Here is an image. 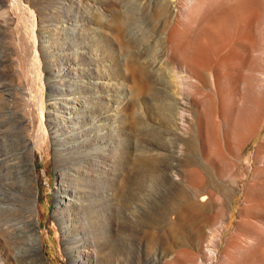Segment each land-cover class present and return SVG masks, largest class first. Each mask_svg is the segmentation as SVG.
<instances>
[{
	"label": "rangeland",
	"instance_id": "1",
	"mask_svg": "<svg viewBox=\"0 0 264 264\" xmlns=\"http://www.w3.org/2000/svg\"><path fill=\"white\" fill-rule=\"evenodd\" d=\"M1 1L0 134L21 125L36 145L37 219L47 262L71 264L53 212L62 165L55 161L49 123L41 125L40 113L46 120L49 109L54 111L50 117L63 115L51 107V84L69 80L73 91L63 95L70 97L76 93L73 83L91 80L103 84L81 91L92 105L105 94H117L121 102H109L114 116L108 121L89 117L85 108L76 114V130L94 136L91 143H99L91 128L106 124L102 129L110 134L106 146L111 158L107 182L116 193L102 208L117 205L119 211L105 223L110 230L106 238L105 231L90 225L96 242L90 264H190L193 255L180 251H191L199 241L207 246L211 237L214 243L207 247L215 250L216 263L264 264V248L254 246L246 224L258 219L256 224L264 227L253 208L264 207V189L253 188L254 179L264 178V0H221L203 8L195 27L178 32L169 17L155 16L141 0ZM49 8L75 21L80 14L91 16L80 23L86 31L77 35V23L68 20H60L57 32L49 30L41 21ZM57 39L66 47L56 54L72 58L83 52L86 64L73 59L59 64L38 46ZM60 65L69 73L60 72ZM69 65L90 68L92 74ZM183 65L196 78L193 86L181 77ZM176 99L187 102L185 129L175 125ZM219 185L227 190L222 197L226 207L218 210L215 222L199 223L202 235L208 230L205 238L199 237L194 223L180 221L177 212L188 202L189 187ZM222 219L221 228L216 223ZM7 235L0 226V250L12 246Z\"/></svg>",
	"mask_w": 264,
	"mask_h": 264
},
{
	"label": "bare ground",
	"instance_id": "2",
	"mask_svg": "<svg viewBox=\"0 0 264 264\" xmlns=\"http://www.w3.org/2000/svg\"><path fill=\"white\" fill-rule=\"evenodd\" d=\"M141 1H143L142 4L146 9L153 8L152 12L155 16L164 14L165 17H169L173 29L177 32L187 27H195L203 8L206 6H214L221 2V0ZM0 6H2V1L0 2ZM78 17L80 19L75 21L70 16L63 14L60 9L49 8L45 11L41 21L53 32H57L58 28L61 27L59 25L60 20L72 21L73 23H77L75 24V30L76 34L80 35L86 31L80 23L91 19V16L80 14ZM58 42V39L54 42L49 41L48 43L42 41L38 46L43 48V51L48 56H52L55 60L59 61V64H70V59L78 61L81 65L86 64L83 57V54L86 53L76 52L77 54L75 53V57L72 58L66 53L56 54L55 52L59 48L66 47L65 44H61L60 42L58 44ZM74 64L78 63L75 62ZM74 68L73 65H69L68 67V69ZM181 68L185 72L184 77L181 76L182 79L189 81L193 86L196 78L191 76V70L184 67V65ZM75 69L81 74H92L90 68H83L81 66ZM59 71L69 73L64 71L62 65L59 66ZM78 72H74L75 75ZM60 83L62 86L51 84L54 93L63 95L65 91H73L69 80H60ZM73 84L76 87V93L70 95V97H65L64 95L62 97H56L54 93L48 96L53 100L51 107L55 108L58 112H63L62 117H50V115H54V111L49 109L47 110L49 115L47 120L43 118V112L40 113V123L42 121L49 123L48 127L52 137L51 143L53 142V148L55 150V161L62 165V168L59 170L58 185L54 193L53 212L57 223L63 229L66 253L71 260V264H90L89 253L93 252L94 246L96 245L94 228L99 233L102 230L103 233L105 231L103 238H106V234L110 230L105 223L112 220V216L118 215L119 211L116 207L117 205L115 207L107 206L105 210L104 206L102 208V204L116 193L114 191L115 187L109 185L107 182L110 178L108 171L111 166V158L108 155L106 146L110 134L103 132L102 129L106 124H99L91 128L95 136L98 137V140L95 138V141L99 142L91 143V141L94 142V136L89 137V134H85V131L76 130V123L80 121L76 114L81 108H85L87 110L85 112H88L89 117H93L100 122L108 121L114 116L111 113L114 106L109 102L120 103L121 99H116L118 97L117 94L113 96L105 94L101 100H98L99 103L92 105L89 97L86 94L82 95L81 91L87 93L91 87L95 86L99 88L103 84L91 80L85 83L76 82ZM106 84L107 86L113 85V87H118L114 83ZM209 84L211 87H214L213 78L210 79ZM122 88L119 87L120 90ZM175 103L178 108L175 125L178 128L185 129V122L190 117V114L185 112L187 102L176 99ZM68 111L70 112L68 113ZM41 125L45 128L43 122ZM45 134L47 138L50 136L46 129ZM35 146L34 141L23 134L21 125H18L13 130L11 129V132L8 130L2 133V135L0 134V226L8 230V235L6 236L7 243L9 245L12 244L7 250H0V262L3 260L6 264H49L42 252V232L39 231L40 223L37 219L38 174L35 170ZM74 152H79L80 154L72 158L71 154ZM254 184L255 187L253 188L256 191L264 189V178L254 179ZM233 187L235 186L233 185ZM226 194L227 190L225 191V186L223 185H219L218 188L189 187L186 192L188 202L177 212L178 219L180 221L186 220L193 222L196 232L200 234L199 237L204 236L203 238H205L208 230L202 235L199 223L206 219H209L210 222H215L219 219L218 210L223 206L226 207L222 201V197ZM117 199H120V197L117 196ZM63 205L67 208H64ZM253 208L256 210L255 213H258L259 217L264 219V207H262L263 210H260V207L257 205H254ZM71 212L75 215L73 216ZM89 218L90 220H88ZM116 219H119L118 216ZM257 220L248 219L246 221L247 230L254 236V246L263 249L264 227L260 228L257 225ZM218 222L216 224L221 228L225 225L223 219ZM90 225H93L94 228H90ZM118 228L119 225L117 224L115 231H118ZM213 234L211 232V235ZM203 242L199 241L196 243L191 251L182 249L179 255L192 254L194 259L190 264H195V262L196 264H218L215 261L217 259L215 258V250L212 247H207L208 245H213L214 238L211 237L206 242L208 244L207 246L203 245ZM244 242L246 245L248 244V240H244ZM203 259H205V262ZM171 260L175 261V258L171 257Z\"/></svg>",
	"mask_w": 264,
	"mask_h": 264
}]
</instances>
